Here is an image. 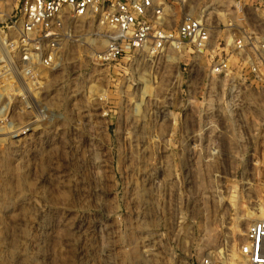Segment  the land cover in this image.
I'll return each instance as SVG.
<instances>
[{
	"label": "rangeland",
	"instance_id": "rangeland-1",
	"mask_svg": "<svg viewBox=\"0 0 264 264\" xmlns=\"http://www.w3.org/2000/svg\"><path fill=\"white\" fill-rule=\"evenodd\" d=\"M257 1L175 0L171 20L204 4L254 20ZM21 2L0 0V264H245L264 89L208 82L204 58L192 80L181 56L96 62L105 40L83 20L55 71L29 69Z\"/></svg>",
	"mask_w": 264,
	"mask_h": 264
},
{
	"label": "built area",
	"instance_id": "built-area-1",
	"mask_svg": "<svg viewBox=\"0 0 264 264\" xmlns=\"http://www.w3.org/2000/svg\"><path fill=\"white\" fill-rule=\"evenodd\" d=\"M174 1L22 0L17 28L20 61L29 69L55 71L76 40L73 24L83 20L98 26V36L105 40L93 55L96 62H120L140 54L181 56L187 59L184 71L192 80L194 65L204 58L208 82L244 80L264 89V0L252 4L254 20L245 6L219 12L204 4L173 25ZM188 2L177 4L185 7ZM240 254L245 264H264V219L249 227ZM197 264L217 263L207 256Z\"/></svg>",
	"mask_w": 264,
	"mask_h": 264
}]
</instances>
